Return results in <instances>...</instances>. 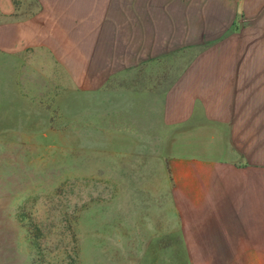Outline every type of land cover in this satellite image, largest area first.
<instances>
[{
    "label": "crops",
    "instance_id": "0c3cea01",
    "mask_svg": "<svg viewBox=\"0 0 264 264\" xmlns=\"http://www.w3.org/2000/svg\"><path fill=\"white\" fill-rule=\"evenodd\" d=\"M119 35L126 60L80 76ZM35 49L85 91L154 81L179 200L153 208L152 236L176 238L175 260L264 264V0H0V54Z\"/></svg>",
    "mask_w": 264,
    "mask_h": 264
},
{
    "label": "rangeland",
    "instance_id": "374dc122",
    "mask_svg": "<svg viewBox=\"0 0 264 264\" xmlns=\"http://www.w3.org/2000/svg\"><path fill=\"white\" fill-rule=\"evenodd\" d=\"M114 49L79 75L126 60L125 37ZM153 83L120 71L85 91L49 53L0 54V264H207L149 228L179 200Z\"/></svg>",
    "mask_w": 264,
    "mask_h": 264
}]
</instances>
